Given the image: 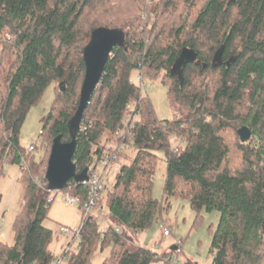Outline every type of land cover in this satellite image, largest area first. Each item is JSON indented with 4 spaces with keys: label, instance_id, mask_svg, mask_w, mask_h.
<instances>
[{
    "label": "trees",
    "instance_id": "16d2710c",
    "mask_svg": "<svg viewBox=\"0 0 264 264\" xmlns=\"http://www.w3.org/2000/svg\"><path fill=\"white\" fill-rule=\"evenodd\" d=\"M98 28L116 29L120 42L76 128V179L60 191L85 201L89 187L82 182L94 159L109 143L124 148L115 162V181L98 202L104 215L84 219L79 205V242L54 255L53 231L44 225L52 199L39 183L47 181L53 139H72L83 49ZM221 47L223 63L212 66ZM183 48L193 50L196 59L182 68L180 80L171 72ZM134 73L169 81L173 119H157L148 97L132 82ZM50 85L54 99L42 118L43 153L36 158L37 143L28 152L19 134ZM244 126L251 136L241 142L238 130ZM128 149L135 152L132 158ZM155 151L163 152L166 164L160 200L152 195ZM21 158L27 161L23 169ZM10 166L19 171L22 205L13 245L0 241V264H94L93 252L107 247L102 264H151L158 257L132 246L127 233L165 226L170 198L187 200L196 220L203 211L218 213L211 264H262L264 0H0V178ZM168 257L172 253L160 258Z\"/></svg>",
    "mask_w": 264,
    "mask_h": 264
},
{
    "label": "rangeland",
    "instance_id": "374dc122",
    "mask_svg": "<svg viewBox=\"0 0 264 264\" xmlns=\"http://www.w3.org/2000/svg\"><path fill=\"white\" fill-rule=\"evenodd\" d=\"M136 75H132V81L136 82ZM145 77V75H144ZM168 80L163 81L161 77L144 79L143 95L147 96L159 120L173 119L175 108L170 104L167 98ZM54 86L50 85L44 91L40 102L32 107L28 112L26 119L21 127L19 142L27 148L33 143L39 147L41 143L40 130L42 129V118L49 111L54 99ZM175 144L174 139L171 140ZM43 153L39 147L35 152L38 158ZM158 156V168L153 179L152 195L160 200L163 194V185L166 176V164L164 154L161 151H155ZM135 152L128 149V157L132 158ZM50 155V153H49ZM49 158V157H48ZM117 164L109 167V170L102 178L103 190L100 197L106 198L107 191L112 187L115 181ZM19 171L16 166L7 167L4 176L0 178V241L6 245H13L14 231L13 225L17 213L22 205L23 186L18 181ZM41 183V182H40ZM52 203L48 211V219L44 225L53 231V240L50 244L52 254L59 255L67 246L73 242L76 247L79 239L74 236L65 235L60 232L62 227L70 229L77 228L80 225L81 209L77 205L67 204L68 194L62 191L51 193ZM96 213V212H94ZM196 213L190 208L189 202L180 198H170V208L164 213V219L167 221L165 226L160 223L154 224L152 228L139 232L136 235L127 233L132 246H139L155 254L158 259L151 264H170L168 261L160 258L162 255L172 253V260L179 261L182 264L192 262L197 264H211V255L209 247L211 241V232L218 223V213L202 212L201 217L196 220ZM105 224L102 225L103 229ZM167 229L169 236L163 234ZM180 243V244H179ZM179 244L180 252L175 253V247ZM110 248L102 251L97 249L93 252L91 261L94 264H102L108 257ZM54 264V263H53ZM264 264V259L262 261Z\"/></svg>",
    "mask_w": 264,
    "mask_h": 264
},
{
    "label": "water",
    "instance_id": "95a60500",
    "mask_svg": "<svg viewBox=\"0 0 264 264\" xmlns=\"http://www.w3.org/2000/svg\"><path fill=\"white\" fill-rule=\"evenodd\" d=\"M119 42L120 34L116 29L98 28L92 33L90 43L83 49L85 72L80 89L77 115L72 124V139L67 143L62 142L59 136L53 139L45 171L46 182L48 183V188L51 190L60 191L66 183L72 179H76V168L72 161L76 147V128L81 120L91 93L100 81L106 61L111 51ZM222 53L223 47L215 52L212 59V66L223 63ZM195 59L196 54L193 50L183 48L173 64L171 73L177 75L182 80V68L188 63L195 62ZM59 86L60 90L64 91V86L62 84H59ZM238 134L241 142L248 141L251 136L250 130L245 126L238 130Z\"/></svg>",
    "mask_w": 264,
    "mask_h": 264
},
{
    "label": "built area",
    "instance_id": "2783aa9c",
    "mask_svg": "<svg viewBox=\"0 0 264 264\" xmlns=\"http://www.w3.org/2000/svg\"><path fill=\"white\" fill-rule=\"evenodd\" d=\"M144 79H145L144 75L137 73L136 82L132 81L136 83L137 85H139L141 92H142V89L145 87ZM116 135L120 136L119 133H116ZM123 148H124L123 144L109 143L106 145V153L101 158L94 159V161L92 162V165L89 167L90 172L88 174L87 179L82 182L83 185H88L89 187V192L87 194V198L85 201H82L80 197L78 196L74 197L68 194L67 204L77 205V206L80 205L84 213V219L87 216H90L91 214H93L94 212L98 213L100 216L104 215V211H102L98 207V202L100 200V194H101V191L103 190L102 178H104V174L109 170V167L112 165H115V162L117 161V158H118V153L122 152ZM35 150H36L35 144L29 145L28 152H33ZM5 165L6 166L8 165L7 162L5 163ZM26 165H27V161L25 160V158H21L19 168L23 169L26 167ZM39 188L48 194L58 192V191L51 190L50 188H48V183L45 181L42 183H39ZM0 229H1V226H0ZM60 232L65 235L74 236L75 238L79 236L81 232V224L77 228H74V229L62 227L60 229ZM163 234L168 236L169 231L165 229L163 231ZM179 244L177 247H175V253L180 252ZM166 261H168L170 264H182L177 260L173 261L171 257H168ZM59 262L60 261L57 260V263Z\"/></svg>",
    "mask_w": 264,
    "mask_h": 264
},
{
    "label": "crops",
    "instance_id": "0c3cea01",
    "mask_svg": "<svg viewBox=\"0 0 264 264\" xmlns=\"http://www.w3.org/2000/svg\"><path fill=\"white\" fill-rule=\"evenodd\" d=\"M169 235H170V234H169ZM169 235H168V236H169ZM170 254H171V253H170ZM170 254H168V255H167V254H165V255L169 256Z\"/></svg>",
    "mask_w": 264,
    "mask_h": 264
}]
</instances>
